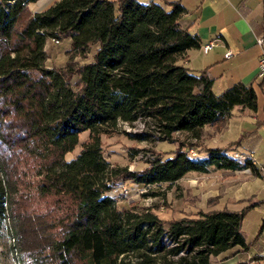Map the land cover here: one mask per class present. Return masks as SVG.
Instances as JSON below:
<instances>
[{
    "label": "trees",
    "instance_id": "16d2710c",
    "mask_svg": "<svg viewBox=\"0 0 264 264\" xmlns=\"http://www.w3.org/2000/svg\"><path fill=\"white\" fill-rule=\"evenodd\" d=\"M38 1L0 0V240L10 232L14 248L36 264H212L231 249L247 251L243 222L264 202L163 220L151 208H120L110 193L119 182L174 185L212 170L259 176L250 157L231 153L245 137L206 147L203 158L190 154L204 128L222 131L235 109L257 114V90L237 83L217 95L205 71L186 66L202 40L182 26L179 1L60 0L30 14ZM53 39L70 40V52L81 58L97 47L93 61L48 68ZM138 121L145 130L134 140L177 149L142 171L112 167L101 138ZM85 132L89 140L67 161ZM24 186L46 201L44 210L33 208L34 196L19 195ZM263 228L264 220L260 235Z\"/></svg>",
    "mask_w": 264,
    "mask_h": 264
},
{
    "label": "crops",
    "instance_id": "0c3cea01",
    "mask_svg": "<svg viewBox=\"0 0 264 264\" xmlns=\"http://www.w3.org/2000/svg\"><path fill=\"white\" fill-rule=\"evenodd\" d=\"M40 1L47 2L48 9L60 0L38 2ZM139 1L144 4L152 1L162 4L179 1L183 4L186 14L182 18V26L201 38L202 47L210 42L215 44L207 54L202 48L189 51L185 64L194 73L205 71L213 80V90L217 95L237 83L253 86L258 93L257 114L235 109L222 131H217L211 126L205 127L200 143L207 148H226L241 137H245L241 146L234 148L231 153L243 158L250 157L259 169L260 175H254L251 170H212L208 174L189 173L183 179L208 177L213 179L211 184H218L219 191H216L218 204L205 212L223 209L241 211L249 201L264 202V183L261 179L264 172V84L257 79L259 61L264 54V45L260 47L257 44L258 38H264V0ZM31 5L33 4L29 6ZM229 51L232 52V56L226 58ZM246 116L252 118L253 124L248 125ZM243 128H247L248 131L243 133ZM227 138L230 140L227 146H218ZM210 144H215L216 147H210ZM196 155L203 158L205 154L198 151ZM263 220L264 204L249 211L243 222L242 230L249 249L247 251L240 248L231 249L220 255L212 264H264V228L262 234H259Z\"/></svg>",
    "mask_w": 264,
    "mask_h": 264
},
{
    "label": "rangeland",
    "instance_id": "374dc122",
    "mask_svg": "<svg viewBox=\"0 0 264 264\" xmlns=\"http://www.w3.org/2000/svg\"><path fill=\"white\" fill-rule=\"evenodd\" d=\"M48 3L40 1L29 6L30 14L43 11L48 7ZM71 41L61 40L59 44L47 42L46 53L48 59L46 65L48 68H67L77 67L93 61L97 47H93L86 58H81L70 52ZM78 77L71 78L72 85L76 87ZM254 115V114H253ZM245 120L248 125L253 124L251 117L246 116ZM144 129V128H143ZM140 123L135 125H127L121 123L118 126V132L112 136H103L102 148L105 158L110 162L112 167L127 168L129 171H142L148 166V162L156 158L159 154L166 153L170 155L177 149V144L159 141H137L133 139V135L141 133L143 130ZM243 133L248 131L243 128ZM89 132L81 135L80 143L73 153L66 156V160L70 161L77 156L82 150L83 144L89 140ZM180 140H185L184 135H176ZM229 137V136H227ZM222 141L218 146H227L230 140ZM239 140V139H238ZM196 142L197 148L193 151L202 152L206 145ZM210 147H216L215 144H210ZM27 172V169L24 170ZM23 181L28 184L34 181L31 173H25ZM213 179L205 177L203 179H194L186 177L185 179L175 183L174 185H160L153 187H144L134 184L130 181L119 182L115 189L110 193V196L118 200L120 208H129L137 205L143 208H151L153 212L163 220H171L181 218L183 216L196 215L199 211H204L218 204L219 198L216 197V191H219L218 184L214 183ZM126 187L130 190L129 195L122 192V188ZM156 192V196H144L143 194ZM29 193L33 197V208L42 211L46 208V201L40 200L35 194V189L30 186L20 187V194ZM263 224V223H262ZM261 224V226H262ZM260 226V228H261ZM0 262L1 264H36L34 259L24 253L18 252L14 248V243L10 232L6 237L0 240Z\"/></svg>",
    "mask_w": 264,
    "mask_h": 264
},
{
    "label": "built area",
    "instance_id": "2783aa9c",
    "mask_svg": "<svg viewBox=\"0 0 264 264\" xmlns=\"http://www.w3.org/2000/svg\"><path fill=\"white\" fill-rule=\"evenodd\" d=\"M52 41V43H55V44H59L60 43V41L59 40H56V39H53V40H51ZM257 44H258V46H260V47H262L263 45H264V38H258L257 39ZM215 47V44H214V42H210L209 44H207V45H204L203 47H202V50H203V52L205 53V54H207V53H209L213 48ZM232 56V52H228L227 54H226V58H229V57H231ZM257 79H258V81L260 82V83H262V84H264V54L262 55V57L260 58V61H259V67H258V75H257ZM140 123V125H141V127H142V129L143 130H141L142 132L145 130V124L142 122V121H138V122H136L135 124H139ZM134 124V125H135ZM128 125V124H127ZM130 126H132V125H130ZM190 154L191 155H193V156H195L196 154L193 152V151H190ZM235 156V158H237V159H243V157H241L240 155H238V154H235L234 155ZM261 179H262V181H263V183H264V172L262 173V175H261ZM122 192L125 194V195H129V193H130V190L129 189H127L125 186L122 188Z\"/></svg>",
    "mask_w": 264,
    "mask_h": 264
}]
</instances>
